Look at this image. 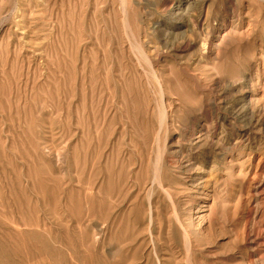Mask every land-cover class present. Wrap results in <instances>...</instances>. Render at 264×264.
<instances>
[{
    "label": "rangeland",
    "instance_id": "rangeland-1",
    "mask_svg": "<svg viewBox=\"0 0 264 264\" xmlns=\"http://www.w3.org/2000/svg\"><path fill=\"white\" fill-rule=\"evenodd\" d=\"M0 264H264V0H0Z\"/></svg>",
    "mask_w": 264,
    "mask_h": 264
}]
</instances>
